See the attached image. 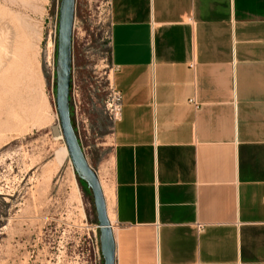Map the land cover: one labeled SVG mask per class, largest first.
Instances as JSON below:
<instances>
[{
    "label": "crops",
    "instance_id": "0c3cea01",
    "mask_svg": "<svg viewBox=\"0 0 264 264\" xmlns=\"http://www.w3.org/2000/svg\"><path fill=\"white\" fill-rule=\"evenodd\" d=\"M115 264H264V0H109Z\"/></svg>",
    "mask_w": 264,
    "mask_h": 264
},
{
    "label": "rangeland",
    "instance_id": "374dc122",
    "mask_svg": "<svg viewBox=\"0 0 264 264\" xmlns=\"http://www.w3.org/2000/svg\"><path fill=\"white\" fill-rule=\"evenodd\" d=\"M60 0H0V264H103L91 190L55 104ZM109 0H75L71 120L104 189L113 169Z\"/></svg>",
    "mask_w": 264,
    "mask_h": 264
},
{
    "label": "water",
    "instance_id": "95a60500",
    "mask_svg": "<svg viewBox=\"0 0 264 264\" xmlns=\"http://www.w3.org/2000/svg\"><path fill=\"white\" fill-rule=\"evenodd\" d=\"M75 0H60L56 44L55 104L61 136L76 175L86 181L91 190L99 227L103 264H115V242L107 214L106 202L98 175L89 165L76 135L70 114L72 72V34Z\"/></svg>",
    "mask_w": 264,
    "mask_h": 264
},
{
    "label": "built area",
    "instance_id": "2783aa9c",
    "mask_svg": "<svg viewBox=\"0 0 264 264\" xmlns=\"http://www.w3.org/2000/svg\"><path fill=\"white\" fill-rule=\"evenodd\" d=\"M121 106V96L118 91H116L112 83L110 82V99L107 102V109L114 115L115 120L117 119ZM111 223V222H110Z\"/></svg>",
    "mask_w": 264,
    "mask_h": 264
},
{
    "label": "bare ground",
    "instance_id": "6f19581e",
    "mask_svg": "<svg viewBox=\"0 0 264 264\" xmlns=\"http://www.w3.org/2000/svg\"><path fill=\"white\" fill-rule=\"evenodd\" d=\"M98 178H99V176H98ZM99 180H100V184H101V186H102L101 179L99 178ZM102 190H103V189H102ZM108 218H109V220L111 221V214H108Z\"/></svg>",
    "mask_w": 264,
    "mask_h": 264
}]
</instances>
